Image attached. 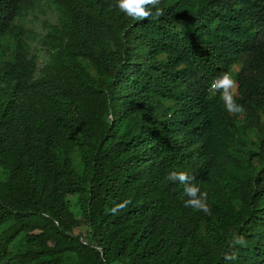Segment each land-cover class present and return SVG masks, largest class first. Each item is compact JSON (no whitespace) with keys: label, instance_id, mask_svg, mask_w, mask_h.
<instances>
[{"label":"trees","instance_id":"obj_1","mask_svg":"<svg viewBox=\"0 0 264 264\" xmlns=\"http://www.w3.org/2000/svg\"><path fill=\"white\" fill-rule=\"evenodd\" d=\"M35 1L0 0V264H264V0H160L141 21L51 0L67 43L38 81L14 24ZM224 71L242 111L209 91Z\"/></svg>","mask_w":264,"mask_h":264},{"label":"clouds","instance_id":"obj_2","mask_svg":"<svg viewBox=\"0 0 264 264\" xmlns=\"http://www.w3.org/2000/svg\"><path fill=\"white\" fill-rule=\"evenodd\" d=\"M160 0H116V6L127 17L134 20L141 21L149 18H159L164 15L162 8L158 7ZM149 6H152L151 8ZM154 8V11L152 10ZM237 82L233 79L232 75L228 71L221 72L215 76L209 85V91L215 95L219 94L220 99L223 101V105L230 114L242 111V106L236 103V89ZM166 180L172 182H178L184 186L183 193L187 197L185 200L186 207H192L196 210L208 212L207 194L201 192L199 187L192 181L194 177L190 176L187 172L181 170H169ZM130 200H124L123 202L116 204L110 209L112 213L123 210ZM245 243L242 236H234L231 242V246L243 245ZM234 253H225L226 260H234Z\"/></svg>","mask_w":264,"mask_h":264},{"label":"rangeland","instance_id":"obj_3","mask_svg":"<svg viewBox=\"0 0 264 264\" xmlns=\"http://www.w3.org/2000/svg\"><path fill=\"white\" fill-rule=\"evenodd\" d=\"M14 24L24 28L26 32L28 56L34 58L36 63L34 80H41L44 69L51 60V54L62 51L67 43L68 31L60 20L59 11L51 0H36L31 8L21 11L15 18ZM231 75L233 77V74ZM236 161L239 163L238 159ZM0 177H3L1 170ZM68 200L72 211L80 217L78 196H69ZM76 232L83 234L86 239L85 226L77 229Z\"/></svg>","mask_w":264,"mask_h":264}]
</instances>
